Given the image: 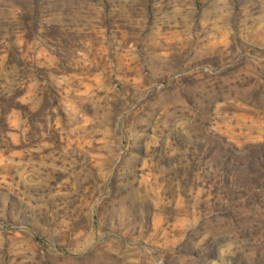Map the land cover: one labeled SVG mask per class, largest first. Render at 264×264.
<instances>
[{
  "label": "rangeland",
  "instance_id": "374dc122",
  "mask_svg": "<svg viewBox=\"0 0 264 264\" xmlns=\"http://www.w3.org/2000/svg\"><path fill=\"white\" fill-rule=\"evenodd\" d=\"M0 264H264V0H0Z\"/></svg>",
  "mask_w": 264,
  "mask_h": 264
}]
</instances>
